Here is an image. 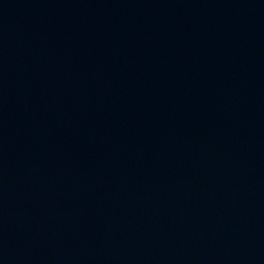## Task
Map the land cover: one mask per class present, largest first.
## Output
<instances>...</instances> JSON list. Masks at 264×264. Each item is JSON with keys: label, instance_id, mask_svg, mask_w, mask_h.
I'll use <instances>...</instances> for the list:
<instances>
[{"label": "water", "instance_id": "1", "mask_svg": "<svg viewBox=\"0 0 264 264\" xmlns=\"http://www.w3.org/2000/svg\"><path fill=\"white\" fill-rule=\"evenodd\" d=\"M0 264H264V0H0Z\"/></svg>", "mask_w": 264, "mask_h": 264}]
</instances>
